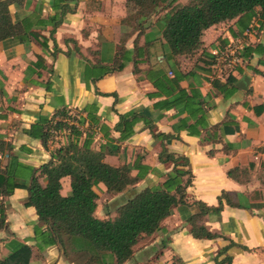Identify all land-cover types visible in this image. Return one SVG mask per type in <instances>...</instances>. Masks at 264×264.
I'll return each instance as SVG.
<instances>
[{"label":"crops","instance_id":"obj_1","mask_svg":"<svg viewBox=\"0 0 264 264\" xmlns=\"http://www.w3.org/2000/svg\"><path fill=\"white\" fill-rule=\"evenodd\" d=\"M125 1L64 0L59 3L64 12L59 24L49 21L59 15L58 9L53 10V0H15L7 6L10 22H23L28 27L21 36L23 41L17 37L0 40V140L12 147L8 154L19 163L37 169L66 137L56 136L63 139L59 142L54 137L43 148L38 139L27 134L30 126L38 118L54 116L61 120L60 111L75 114L94 103L98 124L114 140L111 146L117 147L116 152L104 155L103 162L112 167L127 164L149 169L119 194H107L101 183L94 187L95 218L113 219L116 206L127 193L164 181L172 164L159 163L162 150L186 160L180 168L191 175L185 189L188 202L217 207V198L225 194L232 204L222 199L218 213L203 217V226L215 235L213 239L189 235L186 219L196 212L194 206L171 209L157 231L142 236L133 246L131 257L123 264H264V18L260 9L255 8L249 20L235 18L209 27L202 33L199 50L191 56L173 57L170 63L165 61L167 50L157 17H153L143 25V33L136 40L137 47L147 43L140 61L134 66L128 62L121 71L92 82L88 75L98 72L91 69L95 63L109 66L121 43L126 50L133 48L137 34L121 25L126 15ZM187 2L176 0L172 7ZM252 22L258 23V32L241 40ZM242 41L241 61L229 74L234 81L232 87L225 84L227 77L211 81L213 50ZM154 71L168 78L176 71L193 73L179 87L185 92L189 85L197 87L212 106L203 107L205 128L189 132L186 126L193 120L174 108L170 97L149 82ZM244 80L241 88L236 86ZM129 111L144 116V120L136 122L131 137L118 141L119 134L113 131L117 115ZM78 131L79 146L86 136L90 138V150L97 152L105 146L106 139L97 126L85 122ZM6 162L7 157L0 153V168ZM136 174L137 168H133L130 176ZM38 182L43 185L42 179ZM59 183L60 195L66 196L68 177ZM26 199L24 189H14L4 199L0 262L23 245L29 249L27 264H85L80 259L63 257L56 245L42 251L36 248L33 230L39 223L34 209L24 206Z\"/></svg>","mask_w":264,"mask_h":264},{"label":"trees","instance_id":"obj_2","mask_svg":"<svg viewBox=\"0 0 264 264\" xmlns=\"http://www.w3.org/2000/svg\"><path fill=\"white\" fill-rule=\"evenodd\" d=\"M14 1L0 0V40L17 37L23 41L21 36L26 33L28 26L23 22H10L7 6ZM63 1L53 0V10L58 9L59 15L50 17L49 21L60 23L64 12L59 3ZM175 2L176 0H126V15L121 20V25L129 28L130 33L137 34L133 48L126 50L121 43L109 66L95 63L91 69H97L98 72L88 75L92 82L112 72L121 71L128 62H132L134 66L140 61L147 43L144 42L143 47H137L136 40L143 33V25L153 17H157L155 21L167 50V63L173 57L191 56L199 50L203 31L215 24L235 18L237 21L249 20L255 8L260 9L261 17L264 18V0H188L186 5L173 8ZM127 36L128 34L123 35L122 42ZM172 74L168 78L161 71H154L153 77L149 76L148 79L153 87L170 97L169 102L174 108L186 112L193 120L192 125L186 126L189 132L193 133L191 129L197 127L205 128L206 110L203 107L210 109L212 106L201 97L197 87L189 85L188 92L179 87V83L188 75L193 76V73L182 74L176 71ZM233 82L230 76L225 80V84H230L231 87ZM95 110L96 105L91 103L75 114L60 111L58 116L61 120H55L54 116L38 118L30 126L27 134L38 139L43 148L56 136L65 134L63 136L66 137L64 143L50 154L49 160L37 169L19 163L15 156L8 154L12 147L0 140V153L7 157L5 166L0 168V229L5 226L4 199L14 189H24L27 193L24 206L34 209L39 223L33 230L36 248L42 251L56 245L63 257L80 259L85 264H123L131 257L132 248L140 238L157 231L160 222L169 216L171 209L179 206H194L196 209L186 219L191 237L213 239L215 235L203 226V217L208 213H218L222 199L227 205L231 204L227 195L221 194L217 198V207L206 206L200 201L188 202L185 189L191 183V175L188 170L180 168L186 164V160L174 157L165 150L158 155V161L160 164L170 162L172 169L166 173L160 185L127 193L126 199L116 206L113 219L99 220L93 216L97 199L94 187L101 183L107 194H119L143 178L149 170L144 166L127 164L112 167L103 162L104 155L116 152L117 147L111 146L114 140L106 135L107 129L98 124L94 116ZM117 118L113 131L119 134L118 141L131 137L136 122L144 120V116L134 111L118 114ZM85 122L98 127L106 139L105 146L109 151L105 146L100 147L97 152L90 150L89 136L78 145V127ZM133 168H137V174L131 177L130 171ZM63 177L69 179V193L66 196L59 193V180ZM39 179H42L43 185H40ZM226 257L225 260L229 262V257ZM28 258L29 249L21 245L0 264H27Z\"/></svg>","mask_w":264,"mask_h":264},{"label":"built area","instance_id":"obj_3","mask_svg":"<svg viewBox=\"0 0 264 264\" xmlns=\"http://www.w3.org/2000/svg\"><path fill=\"white\" fill-rule=\"evenodd\" d=\"M259 30V25L256 22H252L249 27L243 33V40L250 35H254ZM245 41L235 46H228L224 49H215L211 53L212 60L214 64V70L212 75H210V80L214 81L222 77H228L233 71V68L239 65L241 57L239 51L243 49L242 45Z\"/></svg>","mask_w":264,"mask_h":264},{"label":"water","instance_id":"obj_4","mask_svg":"<svg viewBox=\"0 0 264 264\" xmlns=\"http://www.w3.org/2000/svg\"><path fill=\"white\" fill-rule=\"evenodd\" d=\"M145 26H146V25H145ZM145 26H144V27H145ZM245 82H246V81L244 80V81H242V82H240V83H237L236 86L239 87V88H241V87H240L241 83L244 84Z\"/></svg>","mask_w":264,"mask_h":264},{"label":"rangeland","instance_id":"obj_5","mask_svg":"<svg viewBox=\"0 0 264 264\" xmlns=\"http://www.w3.org/2000/svg\"><path fill=\"white\" fill-rule=\"evenodd\" d=\"M126 35H127V33H126ZM63 135H64V134H61V136H63ZM61 139H63V137H62V138H60V137H56L55 140H58V141L60 142Z\"/></svg>","mask_w":264,"mask_h":264}]
</instances>
